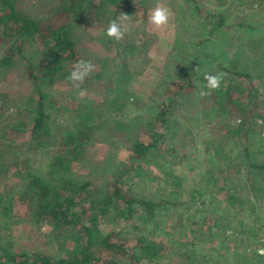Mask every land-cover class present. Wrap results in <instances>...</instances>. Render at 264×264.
Here are the masks:
<instances>
[{"label": "trees", "instance_id": "16d2710c", "mask_svg": "<svg viewBox=\"0 0 264 264\" xmlns=\"http://www.w3.org/2000/svg\"><path fill=\"white\" fill-rule=\"evenodd\" d=\"M55 1L54 21L52 16L29 14L24 0H0V74L22 69L33 86L30 94H18L12 115L0 114V227L18 221L21 209L24 216L34 215L37 222L53 227L58 251L51 259L44 251L20 252L0 240V264H163L167 257L194 264L193 240H211L226 224L246 251L260 256L256 246L264 245V32H253L246 38L251 41L242 39L235 46L226 10L234 7L264 20V0H204L214 5L204 10L199 0H188L190 17L201 20L196 35L184 14L155 32L149 23L151 10L138 3L144 17L133 27L141 37L124 36L120 41L106 32L121 13L135 18L129 0ZM88 25L92 44L83 50L72 35L88 30ZM244 27L249 34L250 29L261 30L253 24ZM145 36L149 39L140 46ZM161 36L171 42L169 50L160 48L163 60L150 54ZM81 60L94 65L81 85L86 95L81 97L70 79L66 84L71 89L53 90L51 83L62 81L60 73H71ZM168 62L176 67L177 78L166 84L170 101L159 104L151 94ZM218 73H225L219 91L221 110L229 119L227 133L222 146L211 150L218 165L199 178V186L196 177L190 178L194 184L185 201L189 177L176 169L191 157V146L201 142V134L177 123L169 130L165 115L183 106L195 77L206 84V74ZM143 125L150 127L149 135ZM104 129L122 130V138ZM98 143L109 146L108 154L116 159L113 167L97 157ZM123 151L127 156L117 159ZM5 171L17 184L3 179ZM146 185L156 188L146 193ZM110 221L131 224L133 232L122 231L128 242H118L100 229L102 222ZM162 222L174 230L164 239ZM260 258L256 264H264V255Z\"/></svg>", "mask_w": 264, "mask_h": 264}, {"label": "rangeland", "instance_id": "374dc122", "mask_svg": "<svg viewBox=\"0 0 264 264\" xmlns=\"http://www.w3.org/2000/svg\"><path fill=\"white\" fill-rule=\"evenodd\" d=\"M198 2L203 10L206 8H214L213 4H210L204 0H199ZM138 3H141L140 5L144 6L147 11H152L158 4L166 7L170 12L169 19H173L176 15L179 18L182 17L180 14H184L183 17L188 18L189 28H191L193 31V35L198 34L201 29V20L197 19L196 17H190L192 16L190 14L192 3H188V0H129L128 5L131 9H133L135 18L128 19L124 22V26L126 28L124 36L127 38L136 39L137 37H141V35H139L140 32L135 33L136 29L133 27L140 22L139 18L144 17L141 9L139 6H137ZM24 5L25 8H27L28 13L34 17L38 14H41V16L44 14L46 16H52L51 19L55 21V8L58 7V4L55 0H24ZM60 9L61 8H58L59 11ZM217 10H223V8H218ZM226 12L229 19V27L231 28L228 30V32L233 34L232 36L235 38V46L239 44L240 40L246 39L249 35L253 34V32H264V27H261L264 26L263 18H251L250 13L237 12L234 7L232 10H226ZM240 18H244L242 19V26L249 27L253 24L255 26L254 28H260L261 30L250 29L249 34L247 27L241 28L242 26L238 25ZM87 27L88 30H83L72 35V38L77 46L83 50L89 49L92 44L93 34L89 29L90 26L88 25ZM152 29L156 30L155 32L160 31L154 27ZM148 39L149 38L147 36L140 38V46L143 45L144 41H147ZM246 40L251 41L250 38ZM214 44L217 45L218 43L214 42ZM93 46L98 48L94 43ZM170 47L171 42L166 41L162 37L160 41L155 43V47L152 48L150 54L155 57L156 55L159 56L158 53H162L161 57L164 58V51L167 49L169 50ZM160 48L164 51H162ZM260 49L264 54V44H261ZM161 57L159 56L160 60H163ZM150 75L151 76H149V78L152 77V81L156 79L154 78L156 76H153V74ZM69 76L70 72L68 70L62 71L60 73V78L64 82L56 81L55 83V81H53L51 83L53 90H55V86L57 89L61 90L67 88L68 85L66 84V81L69 79ZM176 78V67L170 62L166 63L161 79L157 83L158 86L152 92L151 97L159 104L169 102L171 99V93L167 90L166 84L167 82ZM193 83L194 90L189 92L188 98L183 99V106L180 109L172 108L173 110L167 112L165 115V118L168 119L165 126L169 130H172L173 125L177 123L181 127L190 126L194 132L197 133L198 131L201 134L199 136L201 142L197 144L195 143L191 146V157L185 159L181 165L177 166L176 169L178 172L181 170L189 177L188 181H186L188 184L183 188L185 193H183L182 199L185 201L189 199L190 189L192 184H194V180L190 178L192 176L196 177L195 180L197 182L195 185L199 186L201 185L200 182H203V179L199 178L201 176L207 177L209 170H213L215 166L218 165V157L216 154L214 155L211 150H213L214 146L217 148L222 146L220 144H223L224 141H221V139H223L224 134L227 133L228 126L226 125L229 124L228 116L222 112V108L220 106V101L222 98V93L220 92L222 91H211L210 95L201 96V91H208L206 84L197 77L194 78ZM32 88V83L27 80L25 72L22 69L15 70L14 72L7 70L2 71L0 74V114L3 113L5 115H12V113L17 108V106H15V99L18 94H30L32 92ZM68 88L71 89V86ZM136 111H134V113ZM94 116L96 117V122L101 123L100 113L95 112ZM149 128L150 127L148 125H143V133L149 135ZM104 131H107L115 138H122V130L104 129ZM96 149L98 150L97 157L99 160H103L105 166L113 167L116 159L108 154L107 150L109 149V146L104 143H98L96 145ZM127 154L128 153H126V151H123V154H116V158H125ZM81 169L83 171L85 170L84 167ZM2 176L4 180L9 182V184H17L18 182V180L13 177L9 171L2 172ZM148 188L156 187L150 185L144 186V191L146 193ZM218 197L219 199H223V196L221 195ZM223 207H225V202L223 203ZM17 215L19 216L18 221L11 224L10 226L0 227V240L2 241V244L9 246L16 251H26L29 254L37 250L44 251V254H47V256L53 259L56 252L58 251L55 245L57 242H55L56 239L54 238L53 227L47 223L37 222L34 215L24 216V211L21 209L17 211ZM167 218L165 217V220ZM170 221L171 217L169 218V222ZM132 223H134L133 220ZM129 225L131 224L125 221L102 222L100 224V229L103 232L111 233L113 238H115L118 242L125 243L129 241V237L126 236L127 234L123 235V229L126 228L131 232L134 231L133 227ZM160 226H163L166 230V232L160 230L161 239L167 237L166 233L174 231L170 226H166L164 222H162ZM262 237H260V239L264 241V238ZM188 238L190 240V236L185 239L187 240ZM193 242L194 243L192 244L191 248L193 249L192 255L194 256V261L192 262H195L194 264H256V262L262 261V258H260L261 254H259L260 256H254V250H245V244H242L238 235L227 224L220 227L219 234L213 237L211 240H208L206 236V239L202 238L201 241L193 240ZM261 245L262 244L256 246L259 248L257 249L258 253L260 249H264V245ZM116 263L122 264L120 262ZM163 264H181V260H178V257H167L163 261Z\"/></svg>", "mask_w": 264, "mask_h": 264}, {"label": "clouds", "instance_id": "9594fccd", "mask_svg": "<svg viewBox=\"0 0 264 264\" xmlns=\"http://www.w3.org/2000/svg\"><path fill=\"white\" fill-rule=\"evenodd\" d=\"M170 12L169 10L161 5H157L150 13L149 23L156 29H163L169 23ZM129 19V15L121 13L118 20H113L110 22L106 35L110 39H115L120 41L124 38L126 28L124 22ZM94 70V65L90 61H78L70 73L69 79L73 86L80 89L79 95L81 97L86 95V89H82L81 85L84 83L85 79ZM225 73H218L216 75L206 74L204 76L206 83V88L208 91H201V96L210 95L211 91L219 90L221 87V82L223 80ZM259 254L264 255V249L259 250Z\"/></svg>", "mask_w": 264, "mask_h": 264}, {"label": "crops", "instance_id": "0c3cea01", "mask_svg": "<svg viewBox=\"0 0 264 264\" xmlns=\"http://www.w3.org/2000/svg\"><path fill=\"white\" fill-rule=\"evenodd\" d=\"M157 86H158V84L156 85L155 89L157 88ZM155 89H154V90H155Z\"/></svg>", "mask_w": 264, "mask_h": 264}]
</instances>
